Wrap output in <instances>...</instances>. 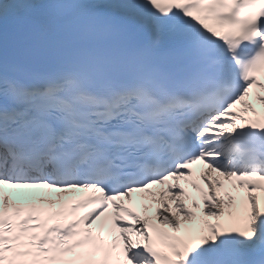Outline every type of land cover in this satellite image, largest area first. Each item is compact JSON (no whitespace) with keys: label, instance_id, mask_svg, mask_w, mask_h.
Wrapping results in <instances>:
<instances>
[{"label":"snow or ice","instance_id":"obj_1","mask_svg":"<svg viewBox=\"0 0 264 264\" xmlns=\"http://www.w3.org/2000/svg\"><path fill=\"white\" fill-rule=\"evenodd\" d=\"M0 264H264V0H0Z\"/></svg>","mask_w":264,"mask_h":264},{"label":"bare ground","instance_id":"obj_2","mask_svg":"<svg viewBox=\"0 0 264 264\" xmlns=\"http://www.w3.org/2000/svg\"><path fill=\"white\" fill-rule=\"evenodd\" d=\"M199 170L200 171H202L203 170V168H202V166L200 165V168H199ZM198 183H199V181H198ZM201 187H203V185L201 184ZM189 191H191L190 189H189ZM205 191H207L206 189H205ZM55 194H57V197H56V199H54V203H52V204H55V203H58V202H61V200L59 199L60 197H61V194L60 193H57V192H55ZM193 195H198V194H196V193H192ZM50 196V195H49ZM10 197L17 203V204H21V203H23L24 201H29V202H32V201H30L29 199H26V197H27V194H25V196H22V195H18V196H15V195H13V193H12V195H10ZM65 198H67V197H64L63 198V200L65 199ZM133 198H135L136 200L138 199V194H133ZM151 214V213H150Z\"/></svg>","mask_w":264,"mask_h":264}]
</instances>
